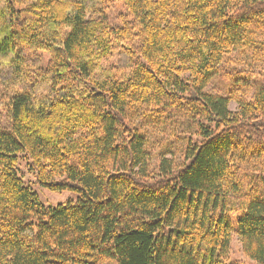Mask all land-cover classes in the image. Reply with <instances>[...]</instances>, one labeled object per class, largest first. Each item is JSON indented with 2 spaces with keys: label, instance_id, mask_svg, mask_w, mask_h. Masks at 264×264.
Masks as SVG:
<instances>
[{
  "label": "trees",
  "instance_id": "trees-1",
  "mask_svg": "<svg viewBox=\"0 0 264 264\" xmlns=\"http://www.w3.org/2000/svg\"><path fill=\"white\" fill-rule=\"evenodd\" d=\"M233 52L264 56V0H0V264H237L233 231L264 264V84L204 90Z\"/></svg>",
  "mask_w": 264,
  "mask_h": 264
},
{
  "label": "rangeland",
  "instance_id": "rangeland-1",
  "mask_svg": "<svg viewBox=\"0 0 264 264\" xmlns=\"http://www.w3.org/2000/svg\"><path fill=\"white\" fill-rule=\"evenodd\" d=\"M109 20L114 24H121L122 20L126 18V11L121 3H115L111 10L108 12ZM256 50V48H254ZM260 57V56H259ZM236 71V72H235ZM232 77L230 74H232ZM251 80L253 86H246L240 80ZM245 83V82H244ZM259 84H264V56L260 58H253L250 53L247 56L244 53L233 52L226 56L225 61L221 65L220 72L216 74L205 87V91L214 95H221L231 98L229 102L230 109L234 110L237 107L235 96L249 97L254 87ZM141 119L136 115L135 120ZM0 123L6 124V110L0 106ZM178 124L170 121H148L144 123L147 130V137L150 138L151 146L154 154L160 148L165 152V156L171 158L173 161H179L181 150V138L176 137L177 133L191 129L188 120L178 121ZM176 124V125H175ZM178 128V129H175ZM166 151L163 146L171 140ZM155 162V160H154ZM19 175L23 178L25 184L35 191L40 201L45 206H57L58 204H65L67 201H77L78 192L74 190H65L62 192H54L47 187L41 185L33 173L27 166V160H22L18 164ZM230 258L237 264H256L254 261L244 255L241 249V243L235 231L231 236L230 245ZM97 264H116L110 260H103Z\"/></svg>",
  "mask_w": 264,
  "mask_h": 264
}]
</instances>
